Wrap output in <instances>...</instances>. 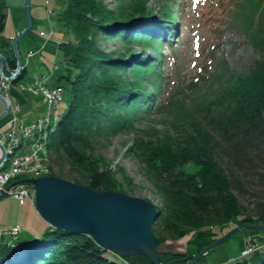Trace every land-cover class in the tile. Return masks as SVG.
I'll use <instances>...</instances> for the list:
<instances>
[{"label":"trees","instance_id":"1","mask_svg":"<svg viewBox=\"0 0 264 264\" xmlns=\"http://www.w3.org/2000/svg\"><path fill=\"white\" fill-rule=\"evenodd\" d=\"M133 1L135 5L131 8L123 5L121 14H126L128 18L125 19H115L110 15L104 18L105 6L96 0H70L58 15L64 27L73 33L72 41L63 42L60 46L63 61L68 67H64L65 73L59 80H64V85L69 86L70 102L53 130L50 147L77 166L84 165L87 158L75 143L87 135H98L106 127L120 131V125L125 124L131 128L134 120L143 119L162 95L165 84L162 49L173 46L171 40L175 37L177 25L174 13L169 0H166L168 5L158 11L160 21L155 22L150 18L153 11L147 8L148 0ZM174 1L178 5V0ZM107 13L110 14L109 11ZM232 17L231 25L242 30L258 59L247 72L231 76L228 85L218 93L210 112H203L204 116L200 113L191 115L187 123H183L185 126L182 124L171 138L136 142L135 153L148 168L149 178L158 189L171 191L169 199L173 196L183 199L190 204L188 211L206 217L199 221L193 219V215L187 226L179 227L177 223H169L170 210L160 212L152 229L154 231L156 226L164 224L158 232L164 233L161 236L163 243L194 233L190 243L196 245V254L188 251L158 253L160 264H189L205 247L220 239L217 229L221 231L229 226V230H233L240 222L250 224L258 221L264 225V203L256 201L254 214L242 206L237 196L244 198L246 195L248 199L249 194L259 200L264 193L263 184H260L264 178V0H236ZM6 18V2L0 0V54L14 70L16 60L12 59L11 44L2 36ZM137 18L140 19L135 21ZM132 22H144L143 28L136 32V28H131ZM126 23L131 28L130 34L122 29ZM106 36L122 41L131 51H134L135 44L152 48L157 43L161 48L156 47L157 59L153 61H123L124 54L114 57L99 48L98 38L105 39ZM131 64L137 66L134 71L137 72V76L134 75L137 80L134 79L133 85L123 86L116 81L102 83L98 78L110 74L120 77V73L126 70L124 67H131ZM110 65L117 66V73L109 68ZM26 69L23 68L21 80ZM191 167L193 172L190 173L188 168ZM103 186L101 177L94 174L89 187L100 191ZM37 224L34 232V229L26 231L27 235L38 236L21 242L23 228L20 225L15 227L16 224H11L2 231L0 264H153L144 256L123 259L111 253L109 257L110 252L99 247L89 236L48 228L42 218ZM262 231L253 230V235H257V245L251 250L252 244L248 243L244 251L247 259L237 256L226 264H264V237L258 235ZM6 237L11 241L5 242ZM207 256H200L194 264H209Z\"/></svg>","mask_w":264,"mask_h":264},{"label":"rangeland","instance_id":"2","mask_svg":"<svg viewBox=\"0 0 264 264\" xmlns=\"http://www.w3.org/2000/svg\"><path fill=\"white\" fill-rule=\"evenodd\" d=\"M69 1L30 0V15L35 23L32 32L22 38L19 51L20 60L27 66V72L26 75H23L25 77L20 80L23 69L18 71L17 84H11L9 93L12 103L14 99H17V104L14 106H20V111L16 114L24 120L25 124L39 118H48L47 123L49 122L50 126L54 125L53 129L55 130L63 113L68 109L70 88L67 84L64 85V80H59L60 75L65 73L64 67H68V64L63 61L64 54L60 46L63 42L72 41L73 33L64 27L57 15L66 9ZM96 1L105 6H102V8L104 7V18L108 15L115 19L128 18L126 14H121L123 5L127 7L129 5L130 8L135 5L133 0L124 2L120 0ZM6 2L10 13L5 35L6 38H10L28 28L29 20L26 9H24V13L20 7L21 2L26 3L27 6L28 2L27 0H6ZM235 2L236 0H178L177 5L176 1L169 0L171 11L174 13V21L178 27L176 34L174 33V39L171 40L173 46H165L162 49L164 54L162 74L165 77V84L158 102L148 111V114L144 115L143 119L134 120L131 128L125 124L120 125V131H115L114 127H106L100 130L98 135H87L80 142L75 143L77 144L75 146L87 158L86 163L82 166L71 163L57 149H52L49 138L47 162L42 164L37 172L31 174H27L29 170L25 169L26 173L24 174L26 175H23V178L40 179L46 176H55L75 184L89 186L91 178L97 174L103 180L104 185L100 192L113 190L151 202L159 212L162 210L165 212L166 209L170 210L168 219L171 221L169 223H177L176 225L179 227L187 226V221H190V218L195 215L191 213L192 211H188L190 204L183 199L175 198L173 195L174 198L169 199V195L172 194L171 191L158 189V186L149 178L148 168L141 163L135 153L136 142L140 140L144 143L158 141L168 136L171 138L173 137L172 134L178 132L183 123H187V119L191 115L200 113L199 115L204 116L205 113L203 112H210L218 93L223 86L228 85L231 76L247 72L254 60L258 59L259 56L242 30L231 25L233 3ZM167 5L168 1L166 0H148L147 8L153 11V16L150 18L155 22L160 21L158 11L165 9ZM51 11L54 13H50ZM108 11L110 14L107 13ZM131 12L135 14L134 11ZM122 29L126 30V34L131 32L127 23ZM40 32L46 36L45 43L43 42L44 38L39 37ZM163 34L166 35V32ZM98 46L102 52L114 55V57L115 55L121 57L124 54L123 61L134 60L135 62L157 59L156 47H160L157 43L156 47L153 45L152 48H144L135 44L133 46L134 51H131L128 45L118 39L115 41L109 36H106L105 39L99 37ZM127 48L130 49V53H133H126ZM31 51L35 52V56L29 55ZM27 52L29 62H27ZM12 59L14 58L12 57ZM133 65L135 64H131V67H124L126 70L122 74L120 73V77L110 74L100 75L98 78L102 83L116 81L123 86L133 85L137 80L135 78L137 72H134L137 66ZM116 67L110 65L109 68L117 73ZM42 75L45 77L53 75L51 82L49 81L50 84H53L51 88L58 87V84L64 87L63 101L59 105H54L55 107L46 103L42 91L31 88L35 83L40 85ZM0 82H2L1 75ZM3 113L4 105L0 104V114ZM16 114L10 110L8 115L0 119V134L6 133L13 127L11 121ZM53 117H57L55 122ZM183 126L185 125L183 124ZM100 128H103V125ZM49 132L52 133L53 131ZM188 169H190V173L193 172V167ZM14 176L11 177L12 182H18L20 177L17 175L14 178ZM174 178L179 179L178 177ZM253 180L256 182L257 179ZM254 183L251 184V187ZM260 184H263L264 187V178ZM25 185L35 194L34 186L29 183H25ZM237 196H239L242 206L249 208L254 214L257 206L256 201L264 203V193H261L262 197H259V200L253 199L249 194H247L248 199H246V195L244 198L238 194ZM37 213L36 207L30 202L22 205L13 196L0 195V239L3 234L2 231L8 229L11 224H16L15 227L20 225L23 228L19 242L24 241L23 239L28 240L37 237L38 235L34 234L27 235L26 231L28 229H34L32 232L35 231L38 226L37 223L41 219ZM204 216L196 214L193 219L201 221L206 218ZM254 222L250 224L253 225ZM163 225L156 226L154 231L152 229L153 234L160 240L156 250L157 255L163 252L186 251L196 254V245L190 243L194 233L187 234L177 241L163 243L161 236L164 233H158ZM230 226L232 227V225ZM228 230L229 226L221 231L217 229L219 238H223ZM258 235L264 237V232H259ZM256 240L257 235H253V230L242 229L231 239L208 252L205 251L208 246L205 247L203 250L205 253L202 252V257L208 254L207 261L209 264H226L230 259L237 256L247 259V253L244 251L247 250L246 247H248L249 242L252 244H250L251 250L256 249ZM9 241L11 240L6 237L5 242ZM1 243L2 241H0ZM111 253L113 252L108 253L109 257H111Z\"/></svg>","mask_w":264,"mask_h":264},{"label":"water","instance_id":"3","mask_svg":"<svg viewBox=\"0 0 264 264\" xmlns=\"http://www.w3.org/2000/svg\"><path fill=\"white\" fill-rule=\"evenodd\" d=\"M27 2L29 26L19 37L30 31L33 25L29 9L30 0ZM3 66L4 58L0 55L1 76H4ZM18 74V72L13 74L10 80L16 82ZM6 111L4 107L0 119ZM0 148L3 154L1 163L5 157V150L1 146ZM23 183L34 186L36 210L52 227L74 235H88L105 251L113 252L122 258L144 256L153 264L161 263L156 254L160 240L152 231L160 212L151 202L113 190L96 191L89 186L75 184L55 176L24 179L15 184ZM242 229L264 230V225L257 221L253 225L240 222L226 236L205 248V251L220 246ZM202 252L189 264H194V261L203 255Z\"/></svg>","mask_w":264,"mask_h":264},{"label":"built area","instance_id":"4","mask_svg":"<svg viewBox=\"0 0 264 264\" xmlns=\"http://www.w3.org/2000/svg\"><path fill=\"white\" fill-rule=\"evenodd\" d=\"M29 55L35 56V52L31 51ZM54 88H51L52 90L47 87L39 89L43 92L45 101L50 106L59 105L63 101L61 90H53ZM33 90L39 91L38 89ZM17 112L19 113V110H13L14 114ZM17 114L11 121L13 127L3 135V139L9 143V147L5 148V157L0 163V179H6V183L0 188V195L12 194L22 204L26 201L34 203V194L26 185H21L23 190L20 191L18 186L10 189L6 187L12 182V176L18 175L19 177H23V175H26L24 174L26 173L25 169L29 170L27 174L37 172L40 166L46 163L48 156V150L46 149L48 148L49 141L48 132L54 130V125L50 126L49 122L47 123L48 118H39L36 119L37 121L34 122L33 126L27 125L26 129L21 130V126L16 128V125L22 121ZM53 119L55 122L57 117H53ZM49 134L51 133L49 132ZM41 151L43 157L39 155ZM1 156L2 151L0 150V158ZM4 171L5 173H2Z\"/></svg>","mask_w":264,"mask_h":264},{"label":"bare ground","instance_id":"5","mask_svg":"<svg viewBox=\"0 0 264 264\" xmlns=\"http://www.w3.org/2000/svg\"><path fill=\"white\" fill-rule=\"evenodd\" d=\"M5 2H6V0H5ZM20 7H21V9L23 10V12H24V9H26V12H27V4L26 3H23V2H21L20 3ZM30 7V6H29ZM30 9V8H29ZM53 11H51L50 13H52ZM9 8H8V5H7V2H6V25H5V29H6V26H7V20H8V17H9ZM25 13V12H24ZM54 13V12H53ZM26 15H27V13H26ZM30 17H31V15H30ZM57 17H59L58 15H57ZM32 18V17H31ZM140 18H137L135 21H137V20H139ZM32 23H33V18H32ZM121 23V22H120ZM131 24V23H130ZM143 24H144V22H142V23H139V22H137V23H135V22H132V24H131V28L132 27H134V28H136V32H138L139 30H141L142 28H143ZM33 25H34V23H33ZM33 25H32V28H33ZM120 26H121V24H120ZM31 28V29H32ZM5 29H4V32L2 33V36H3V40L4 41H7L8 43H10L11 44V47H12V51L11 52H13V53H11V55L12 54H14V59L16 60V58H17V60H16V69H14V70H11L10 69V67H9V63H8V61H6V59L4 58V66H3V69H2V73L4 74V76H1V81L2 82H0V104H3L4 105V107L7 109V111H6V114L3 116V117H5L7 114H8V111H10V110H19L20 111V106H14V104H17V99H14L13 100V103L10 101V95H9V93H10V88H11V84H17L16 82H14V83H12L11 82V80H10V78H11V76L13 75V74H15V73H17L19 70H21V69H23V67H26L27 68V66H25L23 63H22V61L20 60V48H21V46H20V43H21V40H22V38L24 37V36H26V35H28V34H30L29 33V31L27 32V33H25L22 37H19V36H21L26 30H27V28L25 29V30H23L20 34H17L16 36L14 35V36H12V37H10V38H6V35H5ZM120 30H122L121 29V27H120ZM133 32V31H132ZM16 37V38H15ZM39 37L40 38H44V40H43V42L45 43V40H46V36L43 34V33H39ZM17 38H19L18 39V41L16 40ZM117 39H115V41H116ZM0 55H2V54H0ZM26 57H27V62H29V58H28V52L26 53ZM0 72H1V70H0ZM53 75H47V77H45L44 75H42L41 76V82H40V85L39 84H34V85H32L31 86V88L32 89H40L41 87H47V88H49L50 90H52L51 89V86L53 85V84H50L49 83V81L53 78L52 77ZM21 80V79H20ZM51 82V81H50ZM57 90V89H60L61 90V94H62V98H64V87L63 86H61V85H59L58 84V87H55L53 90ZM40 91V90H39ZM4 94V95H3ZM44 97V96H43ZM2 114H0V116H1ZM2 117V118H3ZM1 118V119H2ZM22 121H20L17 125H16V128H18L19 126H21V130H24V129H26L27 128V125L28 126H33L34 125V122H36L37 120H35V121H31V122H29V123H26L25 124V122H24V120L23 119H21ZM54 132V131H53ZM52 132V133H53ZM52 133L51 134H49V132H48V138H50V136L52 135ZM5 134V133H4ZM4 134H0V146L1 147H3V149L5 150V148L6 147H9V143L7 142V141H5L4 139H3V135ZM49 145V144H48ZM0 150H1V148H0ZM47 150V149H46ZM45 150V151H46ZM2 151V150H1ZM39 155H40V157H43V155H42V151L39 153ZM47 162V161H46ZM21 178V180H24V178L23 177H20ZM20 178H19V181H20ZM25 179H27V178H25ZM6 183V179H0V188H1V186H3L4 184ZM16 182H10L9 183V185L6 187L7 189H10V188H12V187H14V186H18L19 187V191L20 190H23V188H22V186L21 185H25V183H23V184H15ZM6 189V190H7ZM19 195V194H18ZM8 196H12V194H8L7 195V197ZM18 201V200H17ZM19 202V201H18ZM48 224V228H50V227H52L49 223H47Z\"/></svg>","mask_w":264,"mask_h":264}]
</instances>
